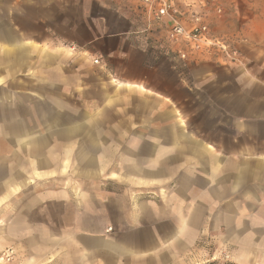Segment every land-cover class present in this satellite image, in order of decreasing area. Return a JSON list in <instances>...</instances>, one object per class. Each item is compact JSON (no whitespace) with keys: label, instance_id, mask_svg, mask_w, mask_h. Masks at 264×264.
<instances>
[{"label":"crops","instance_id":"obj_1","mask_svg":"<svg viewBox=\"0 0 264 264\" xmlns=\"http://www.w3.org/2000/svg\"><path fill=\"white\" fill-rule=\"evenodd\" d=\"M259 1L210 32L232 61L170 40L139 0H0L4 247L29 264L61 249L82 264H264Z\"/></svg>","mask_w":264,"mask_h":264},{"label":"rangeland","instance_id":"obj_2","mask_svg":"<svg viewBox=\"0 0 264 264\" xmlns=\"http://www.w3.org/2000/svg\"><path fill=\"white\" fill-rule=\"evenodd\" d=\"M181 13V18L185 25L189 26L195 18H199L200 22L207 25L209 31L218 35H226L230 23H233V16L245 13V10L254 4H258L259 0H172ZM237 19V18H236ZM239 19V17H238ZM238 23V20H235ZM188 68V67H187ZM184 69V71L187 70ZM183 70V69H182ZM111 231V230H109ZM50 237V236H48ZM28 242V241H27ZM44 240L40 241L43 244ZM51 250V249H50ZM49 251L45 246L40 252ZM59 252V254H58ZM72 251L61 249L54 253H47L43 257L38 258L40 263L37 264H82V258L77 254L72 255ZM59 255V256H54ZM35 260L33 257H24L16 254L14 249L5 248L3 241H0V264H29L27 259ZM201 259V257L199 258ZM198 264H233L225 254L219 256L205 255L204 261Z\"/></svg>","mask_w":264,"mask_h":264},{"label":"built area","instance_id":"obj_3","mask_svg":"<svg viewBox=\"0 0 264 264\" xmlns=\"http://www.w3.org/2000/svg\"><path fill=\"white\" fill-rule=\"evenodd\" d=\"M145 3L155 11L157 20L166 19L170 23L169 39L174 42L184 43L190 50L195 52L217 50L224 57L236 61L237 52L230 49L222 41L211 37L207 25L200 22L199 18H195L193 22L187 26L181 18V13L172 0H139ZM187 54L181 52L179 57L186 59ZM95 64L98 61H94Z\"/></svg>","mask_w":264,"mask_h":264}]
</instances>
